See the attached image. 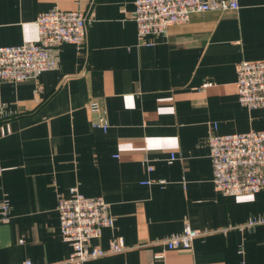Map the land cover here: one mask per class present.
<instances>
[{"label": "crops", "instance_id": "0c3cea01", "mask_svg": "<svg viewBox=\"0 0 264 264\" xmlns=\"http://www.w3.org/2000/svg\"><path fill=\"white\" fill-rule=\"evenodd\" d=\"M237 1V11L194 14L141 41L135 0H0L2 46L37 41V18L52 9L93 19L84 48L62 46L58 69L0 83L12 114L0 121V204L10 206L0 264L69 257L57 206L73 187L104 197L115 218L92 245L126 246L84 264H264V226L246 225L264 216V190L218 192L208 145L213 133L264 131V109L243 107L236 90V65L264 59V0ZM93 98L107 131L93 126ZM186 226L202 235L170 250L164 239Z\"/></svg>", "mask_w": 264, "mask_h": 264}, {"label": "built area", "instance_id": "2783aa9c", "mask_svg": "<svg viewBox=\"0 0 264 264\" xmlns=\"http://www.w3.org/2000/svg\"><path fill=\"white\" fill-rule=\"evenodd\" d=\"M238 9L237 0H135V10L130 18L137 24L139 39L144 41L150 36L166 35L170 27L187 23L194 14ZM92 21V17L81 10L56 8L41 13L36 21L37 41L17 46L0 45V83H22L58 69L62 46L70 44L78 49L84 48L87 28ZM236 73L240 104L249 110L264 109V59L241 61L236 65ZM87 109L96 116L93 126L107 131L109 123L101 103L93 98L88 102ZM11 116L0 108V119L9 120ZM208 145L212 181L218 192L225 196L242 197L264 190V131L252 130L232 135L213 133ZM170 160H175V157L172 155ZM0 208V223L7 222L10 215L8 202L1 203ZM57 211L63 240L72 248L69 257L59 264H84L126 250L121 237L113 239L108 250L92 245L93 241L101 238L104 229H112L115 225L110 204L104 197H88L73 187L69 197L59 198ZM246 225L264 226V216L251 218ZM201 235L202 231L186 226L182 233L164 239V243L170 250H191L194 241ZM158 258L163 256L158 255ZM23 264L34 263L26 260Z\"/></svg>", "mask_w": 264, "mask_h": 264}, {"label": "trees", "instance_id": "16d2710c", "mask_svg": "<svg viewBox=\"0 0 264 264\" xmlns=\"http://www.w3.org/2000/svg\"><path fill=\"white\" fill-rule=\"evenodd\" d=\"M0 121H5V120L2 119V120H0Z\"/></svg>", "mask_w": 264, "mask_h": 264}]
</instances>
